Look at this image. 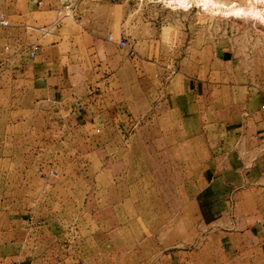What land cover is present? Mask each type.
Segmentation results:
<instances>
[{"label": "crops", "instance_id": "1", "mask_svg": "<svg viewBox=\"0 0 264 264\" xmlns=\"http://www.w3.org/2000/svg\"><path fill=\"white\" fill-rule=\"evenodd\" d=\"M34 6L59 3L0 0V264H264V70L228 47L137 57L127 83L117 38L54 33L30 56L49 33L27 23ZM127 126L122 149L110 132ZM138 141L165 183L130 169ZM125 171L149 192L103 201Z\"/></svg>", "mask_w": 264, "mask_h": 264}, {"label": "rangeland", "instance_id": "2", "mask_svg": "<svg viewBox=\"0 0 264 264\" xmlns=\"http://www.w3.org/2000/svg\"><path fill=\"white\" fill-rule=\"evenodd\" d=\"M75 5L74 16L34 6L36 11L27 14V23L34 24L41 33L49 32L45 38L40 36L34 40L42 44L57 39L54 33L66 38L71 32H77L79 39L87 37L94 41L109 39L110 33L113 39H118L119 34L124 35L127 43L117 45L115 55L122 63L121 71L127 83L137 57L146 60L159 58L163 62L169 55L179 54L184 60L198 58L206 62L211 55L220 54L228 47L233 49L245 69H254V74L258 66L264 70V0H75ZM167 75L164 73L162 80ZM260 81L264 82V76ZM144 131L145 128L139 129L138 135H145ZM115 132L123 139L121 148L128 147L129 127L122 130L121 127L111 128L110 133ZM109 144L113 146V143ZM135 148L139 158L131 168L128 156L107 158L106 164H116L132 171L146 169L147 165L155 166L157 172L154 176L160 184L165 183L169 173L167 166L161 164L162 159L147 157L144 142L138 141ZM124 159L126 163L122 162ZM129 173L123 172L120 187L106 186L102 190L103 201H117L119 197L125 201L130 196L149 192L143 187L130 190L125 182ZM23 191H19L21 195ZM163 192L171 193L169 190ZM20 201H24L22 196ZM27 201H33L32 194Z\"/></svg>", "mask_w": 264, "mask_h": 264}, {"label": "built area", "instance_id": "3", "mask_svg": "<svg viewBox=\"0 0 264 264\" xmlns=\"http://www.w3.org/2000/svg\"><path fill=\"white\" fill-rule=\"evenodd\" d=\"M57 2L59 3V7L56 9L58 13L64 12L65 15H73V16L76 14L75 0H57ZM36 4L42 5V0H36ZM5 24H8V18L5 16V13L2 11L0 12V25H5ZM108 38L113 39L111 33L108 35ZM117 42L118 45L120 46H125L127 43L124 35H120L119 38L117 39ZM39 46L40 43L37 40H34L29 47V55L34 56Z\"/></svg>", "mask_w": 264, "mask_h": 264}]
</instances>
